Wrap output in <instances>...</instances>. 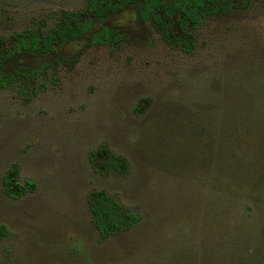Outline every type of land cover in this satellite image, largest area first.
I'll return each instance as SVG.
<instances>
[{"label":"rangeland","instance_id":"rangeland-1","mask_svg":"<svg viewBox=\"0 0 264 264\" xmlns=\"http://www.w3.org/2000/svg\"><path fill=\"white\" fill-rule=\"evenodd\" d=\"M85 3L0 0V38ZM106 24L127 40L68 41L57 51L65 66L0 90V264H264V3L208 19L189 53L132 9ZM101 147L126 159V177L91 169ZM233 154L247 156L238 176ZM12 166L33 182L19 200L3 193ZM96 190L139 223L100 243L86 205Z\"/></svg>","mask_w":264,"mask_h":264},{"label":"trees","instance_id":"trees-1","mask_svg":"<svg viewBox=\"0 0 264 264\" xmlns=\"http://www.w3.org/2000/svg\"><path fill=\"white\" fill-rule=\"evenodd\" d=\"M253 1L256 0H86L83 11L62 10L49 27L16 32L7 41L0 38V90L35 84L48 72L65 66L67 60L58 56L57 51L68 41L88 38L91 46H111L126 41V32L106 24L108 17L125 10H134L141 27L162 37L169 48L189 53L194 32L208 19L239 14ZM259 1L264 3V0ZM43 56L48 59L33 67L19 62L22 58ZM225 136L227 139L228 135L223 133ZM246 158L233 154L236 176L248 168ZM88 161L91 169L101 176L114 173L124 178L129 172L124 157L102 147L90 151ZM28 188H33V182L22 184L17 166L10 167L3 177L4 195L19 200L27 194ZM86 205L100 243L127 233L142 218L138 211L123 206L103 190L90 192ZM6 236V228L0 226V240Z\"/></svg>","mask_w":264,"mask_h":264}]
</instances>
